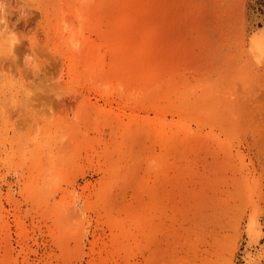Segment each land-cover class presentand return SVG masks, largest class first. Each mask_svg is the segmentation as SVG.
<instances>
[{
  "label": "rangeland",
  "instance_id": "1",
  "mask_svg": "<svg viewBox=\"0 0 264 264\" xmlns=\"http://www.w3.org/2000/svg\"><path fill=\"white\" fill-rule=\"evenodd\" d=\"M20 7L6 8L20 39L0 68L42 90L31 106L57 120L0 182V264H264V65L249 51L264 0ZM77 12L79 54L59 32ZM32 34L38 74L23 63ZM7 111L0 150H18L13 129L32 121Z\"/></svg>",
  "mask_w": 264,
  "mask_h": 264
},
{
  "label": "clouds",
  "instance_id": "2",
  "mask_svg": "<svg viewBox=\"0 0 264 264\" xmlns=\"http://www.w3.org/2000/svg\"><path fill=\"white\" fill-rule=\"evenodd\" d=\"M10 0H0V61L9 57L14 61L16 57L13 55L14 46L19 43L20 37L11 31L8 27L6 17L9 13L6 8L9 5ZM21 7L18 9L21 18L26 17L25 9L37 8V0H19ZM86 17L83 13L77 12L73 15L71 20L62 18L59 21V32L63 38V44L70 52L79 54L82 47L84 37V27L86 24ZM44 31V30H43ZM29 37L26 39L30 42V47L33 49L31 54L25 55L23 59L24 66L29 69L33 74H38L45 61H43L35 52V49L39 46V42L34 36L33 40ZM44 46H48L44 42ZM250 54L252 55L253 62L258 66L264 65V42H253L250 46ZM18 71H20L18 69ZM62 80V77L58 78V81ZM31 82H26L22 76L14 77L10 72L2 70L0 68V131L3 130L5 125H12V122L8 118V108L17 109L22 108L24 115L28 117L32 124H30L25 131H16L17 139L20 141V147L17 150L13 147L10 150H0V182L6 181L8 175H18L19 169L27 164L33 155V150L37 147H41L45 141V132L47 129L52 128L56 124L57 117L53 115L51 117L42 114L44 105H41L40 109L31 106L32 97L36 91H42L40 89H33L28 85ZM108 86H105L107 90ZM121 86V91H122ZM56 99H60V94H64L63 87L59 89L58 93H54ZM69 120L75 121L74 113L69 116ZM33 125L35 127H33ZM68 140L66 134H60L55 138V145H63ZM48 158L50 162H53L57 158L55 148L48 151ZM151 163H155L154 161ZM50 179H59L58 177H49Z\"/></svg>",
  "mask_w": 264,
  "mask_h": 264
}]
</instances>
